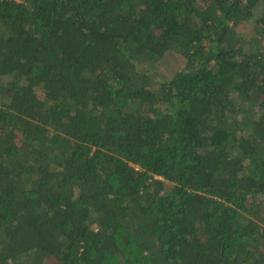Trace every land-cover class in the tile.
Masks as SVG:
<instances>
[{"label": "trees", "instance_id": "1", "mask_svg": "<svg viewBox=\"0 0 264 264\" xmlns=\"http://www.w3.org/2000/svg\"><path fill=\"white\" fill-rule=\"evenodd\" d=\"M0 264H264V0H0Z\"/></svg>", "mask_w": 264, "mask_h": 264}, {"label": "rangeland", "instance_id": "2", "mask_svg": "<svg viewBox=\"0 0 264 264\" xmlns=\"http://www.w3.org/2000/svg\"><path fill=\"white\" fill-rule=\"evenodd\" d=\"M173 61L175 62V63H179L178 61H177V58L175 57V58H173ZM179 64H181L182 65V63L180 62ZM169 66V65H168ZM162 67H164V66H162ZM165 70H166V72L167 73H169L170 72V69L168 70V69H166L165 68Z\"/></svg>", "mask_w": 264, "mask_h": 264}]
</instances>
